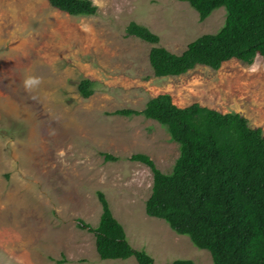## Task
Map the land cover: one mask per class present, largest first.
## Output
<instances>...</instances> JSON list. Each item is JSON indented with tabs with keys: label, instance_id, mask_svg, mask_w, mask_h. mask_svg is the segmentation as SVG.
<instances>
[{
	"label": "rangeland",
	"instance_id": "obj_1",
	"mask_svg": "<svg viewBox=\"0 0 264 264\" xmlns=\"http://www.w3.org/2000/svg\"><path fill=\"white\" fill-rule=\"evenodd\" d=\"M91 1L94 15L73 16L47 0H0V264H137L134 257L100 259L93 233L78 227V219L98 224L97 191L131 247L154 264H213L207 250L145 213L152 173L128 159L147 154L169 173L178 144L152 119L113 112L141 110L165 92L179 107L197 102L239 113L264 134V57L156 77L147 58L152 45L127 36L129 22L147 26L159 46L179 54L217 32L225 9L199 21L186 0ZM29 76L39 83L26 89ZM82 79L92 81L88 97L78 92ZM102 153L118 160L104 161Z\"/></svg>",
	"mask_w": 264,
	"mask_h": 264
},
{
	"label": "trees",
	"instance_id": "obj_2",
	"mask_svg": "<svg viewBox=\"0 0 264 264\" xmlns=\"http://www.w3.org/2000/svg\"><path fill=\"white\" fill-rule=\"evenodd\" d=\"M199 21L223 7L225 18L217 32L203 34L175 54L159 46V36L131 21L127 36L151 44L148 63L156 77L178 76L204 65L219 69L229 60L251 64L264 57V0H186ZM55 9L73 16H91V0H47ZM78 92L92 94V81L82 79ZM119 116L142 115L165 127L178 144V156L169 173L158 169L144 153L128 159L146 165L152 186L144 201L148 216L165 221L194 246L207 250L213 264H264V134L250 127L236 112H220L197 102L179 107L168 93L151 97L141 110L117 109ZM104 161L118 157L102 153ZM101 213L95 227L78 219L94 235L100 259L134 257L137 264H154L144 250L131 247L122 225L113 216L103 192H96ZM165 264H196L175 259Z\"/></svg>",
	"mask_w": 264,
	"mask_h": 264
},
{
	"label": "clouds",
	"instance_id": "obj_3",
	"mask_svg": "<svg viewBox=\"0 0 264 264\" xmlns=\"http://www.w3.org/2000/svg\"><path fill=\"white\" fill-rule=\"evenodd\" d=\"M38 83H39V79L32 76L26 77L23 81L24 87L26 89H31L33 86H35Z\"/></svg>",
	"mask_w": 264,
	"mask_h": 264
}]
</instances>
